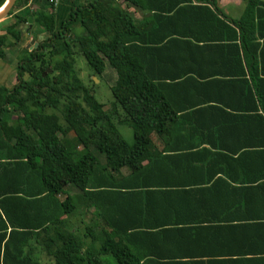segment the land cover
<instances>
[{
    "label": "trees",
    "instance_id": "16d2710c",
    "mask_svg": "<svg viewBox=\"0 0 264 264\" xmlns=\"http://www.w3.org/2000/svg\"><path fill=\"white\" fill-rule=\"evenodd\" d=\"M28 1L16 0L7 15L16 20L0 34V60L30 26L47 35L18 52L15 84L0 86V264H109L104 256L116 264H212L200 251L133 244L169 229L143 219L206 210L200 202L214 193H243L239 206L264 210V0H249L236 17L222 14L216 0H122L123 7L92 0L61 22L52 4L49 12L13 14ZM72 45L91 75L105 64L115 72L106 109L79 79ZM116 124L131 128V145ZM151 135L228 141L190 144L211 147L210 159H169L154 152ZM133 162L145 164L117 181ZM170 162L183 173L219 168L230 181L240 173L249 179L242 189L212 176L195 184L210 189L160 188L152 169ZM60 180L77 193L69 195ZM83 203L103 227L85 232L71 223ZM252 218L264 226V215Z\"/></svg>",
    "mask_w": 264,
    "mask_h": 264
},
{
    "label": "crops",
    "instance_id": "0c3cea01",
    "mask_svg": "<svg viewBox=\"0 0 264 264\" xmlns=\"http://www.w3.org/2000/svg\"><path fill=\"white\" fill-rule=\"evenodd\" d=\"M92 0H56L55 5L49 0H29L28 3L13 14L21 12H29L31 9L50 10L52 4L53 12L56 21L67 18L69 10L74 6H85ZM118 4L123 7L122 0H117ZM249 0H216V6L219 11L225 16L236 17L247 8ZM49 12V11H48ZM135 19H140L143 15L140 12L128 9ZM5 19H10L6 17ZM1 25V24H0ZM3 28L0 29V34L3 33ZM24 34V33H23ZM0 80L4 75L5 66L7 65L0 60ZM9 66V64L7 65ZM5 82V80H4ZM2 82V86H4ZM4 84V85H3ZM5 87V86H4ZM6 88V87H5ZM8 89V88H7ZM154 146V152H158L160 156L169 159L174 154L186 153L192 157L212 158L208 145H190L198 142H213L225 143L228 140H221L216 137H197V136H150ZM81 150V147H77ZM172 161V160H170ZM143 165L145 162L142 163ZM139 162H133L128 167L120 170V176L116 180L121 181L122 177H127L130 173L136 171L142 165ZM174 177H172V172ZM208 171V172H207ZM176 173V176H175ZM219 168H207L205 171L191 169L190 172H180L177 167H172L171 162L168 166H162L159 170L152 169V182L161 183L160 188H170L172 190H203L213 188L210 185H195L201 184L208 176H212V181L222 179L228 182L232 189H242L243 183H247L249 177L246 174L240 173L236 177V181L220 174ZM235 175L238 172H230ZM220 174V175H218ZM259 174L258 170L256 176ZM220 177H216V176ZM169 183V184H168ZM191 184L192 187H189ZM182 185V186H181ZM214 187L223 188L222 183ZM200 186V187H199ZM71 194H76L73 189ZM246 195V194H245ZM241 194H225L217 195L216 193L209 195L200 202L202 205L210 206L208 209L195 207L193 209L184 208L173 215L157 212L149 219H143L147 225L159 224L162 228H169L157 233L139 236L144 242L137 240L133 246L136 250H192V252L200 251L204 256L202 260H209L212 264H264V226L253 225L252 217H260L264 215V210L255 208L254 206L247 209L238 205ZM62 198V197H61ZM251 217V218H250ZM77 223L82 231L87 228L97 230L103 227V222L95 217V210L85 208L84 203L80 204L74 215H72L71 223ZM96 227V228H95ZM156 228V227H155ZM157 228H160L157 226ZM156 232V231H154ZM159 235V236H157Z\"/></svg>",
    "mask_w": 264,
    "mask_h": 264
},
{
    "label": "rangeland",
    "instance_id": "374dc122",
    "mask_svg": "<svg viewBox=\"0 0 264 264\" xmlns=\"http://www.w3.org/2000/svg\"><path fill=\"white\" fill-rule=\"evenodd\" d=\"M13 13H14V10H13ZM9 18L10 19H4L0 21V24H1L0 29L3 28L2 31H4L7 26H10L16 20L14 16L9 17ZM31 29H30V33L26 37L24 36L25 40L23 41V43H21L18 47H14L11 49L8 48L5 50L6 56L4 59H1V61L6 63L7 65L9 64V66L6 65L4 67L5 71L3 72L4 75L0 80V86H2L1 83L4 82V80H5L4 82L5 85L4 84L3 85L8 89H10L15 84L16 82L15 66L17 65L16 62L18 61V57H19L18 52H20V50L24 48L25 46L28 47V48L25 47L28 50L34 47L32 44L29 45L30 40L35 39L36 41L34 40V42L38 43L39 41L43 40L47 36L44 33H38L39 30L35 27H31ZM35 32H37V34H35ZM71 47L73 48L74 53H75V57H74L76 60L75 71L79 79L82 81V83L85 86L92 89L94 99L97 102L104 104V109H106L113 102L110 88L115 83V79H116L115 72L111 68H109L107 64H105V70L101 75L99 76L91 75L88 71V67L86 65L84 58L80 54L77 53L79 51V49L77 48V45H72ZM0 64L2 63L0 62ZM90 80H92L93 83H91ZM57 114H59V112ZM116 130H117L119 138L122 139L126 144L131 145L133 143L132 130L129 126L116 124ZM31 135L34 136L33 133H31ZM72 137H73V134L69 133L66 139L70 142L72 141ZM60 181L63 183L62 180ZM63 189L67 193H69V195H72L70 191L71 190L73 191V187L70 184L63 183ZM103 261H106L109 264H116L110 256H104Z\"/></svg>",
    "mask_w": 264,
    "mask_h": 264
},
{
    "label": "water",
    "instance_id": "95a60500",
    "mask_svg": "<svg viewBox=\"0 0 264 264\" xmlns=\"http://www.w3.org/2000/svg\"><path fill=\"white\" fill-rule=\"evenodd\" d=\"M15 2L16 0H5L2 8L0 9V21L4 20L7 17L9 12L13 9ZM31 44L36 47V43L34 42V40H30L29 45ZM50 72L51 70L47 69L46 72L42 74V76L44 77L47 73L49 74Z\"/></svg>",
    "mask_w": 264,
    "mask_h": 264
},
{
    "label": "flooded vegetation",
    "instance_id": "af4514ba",
    "mask_svg": "<svg viewBox=\"0 0 264 264\" xmlns=\"http://www.w3.org/2000/svg\"><path fill=\"white\" fill-rule=\"evenodd\" d=\"M47 11H50V10H47ZM30 29H31V26H30V28L27 29L26 33H24V36H25V37L30 33V32H29ZM31 30H32V29H31ZM25 47H26V46H25ZM26 48H27V47H26Z\"/></svg>",
    "mask_w": 264,
    "mask_h": 264
},
{
    "label": "built area",
    "instance_id": "2783aa9c",
    "mask_svg": "<svg viewBox=\"0 0 264 264\" xmlns=\"http://www.w3.org/2000/svg\"><path fill=\"white\" fill-rule=\"evenodd\" d=\"M49 2L55 5L56 0H49Z\"/></svg>",
    "mask_w": 264,
    "mask_h": 264
},
{
    "label": "bare ground",
    "instance_id": "6f19581e",
    "mask_svg": "<svg viewBox=\"0 0 264 264\" xmlns=\"http://www.w3.org/2000/svg\"><path fill=\"white\" fill-rule=\"evenodd\" d=\"M2 8V6L0 7V9Z\"/></svg>",
    "mask_w": 264,
    "mask_h": 264
}]
</instances>
